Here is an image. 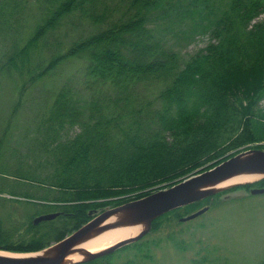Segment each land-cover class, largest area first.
<instances>
[{
    "label": "trees",
    "instance_id": "trees-1",
    "mask_svg": "<svg viewBox=\"0 0 264 264\" xmlns=\"http://www.w3.org/2000/svg\"><path fill=\"white\" fill-rule=\"evenodd\" d=\"M13 2L0 0V38L11 46L7 63L33 84L76 59L83 90L65 84L36 119L28 161L37 154L42 175L10 171L2 162V174L57 195L38 205L37 196L2 179L0 194L11 199L0 198L10 211L0 217L1 251H42L98 211L170 188L244 151L264 150V21L253 24L264 0H36L40 17L30 33L20 28L25 5ZM63 29L74 31L69 47L50 48L49 37ZM205 35L210 42L197 53L185 57L176 48ZM3 144L0 139V152ZM255 187L264 188V179L217 196ZM15 197L41 207L33 219L23 221ZM201 203L187 213L204 208ZM46 208L62 214L33 224ZM181 211L156 219L152 232L171 215L182 218ZM145 242L77 264H117V253L141 252Z\"/></svg>",
    "mask_w": 264,
    "mask_h": 264
},
{
    "label": "rangeland",
    "instance_id": "rangeland-1",
    "mask_svg": "<svg viewBox=\"0 0 264 264\" xmlns=\"http://www.w3.org/2000/svg\"><path fill=\"white\" fill-rule=\"evenodd\" d=\"M7 2L14 4L13 0H7ZM16 2L22 3L26 7L23 10L25 16L22 18L20 28L22 31L30 33L38 24L40 17V12L36 8V0H16ZM259 21H264V13L260 14L253 21V24ZM68 31L69 29H63L58 35L49 37V47L54 50L66 51L71 43L70 36L74 32ZM209 42L210 37L208 35L198 36L191 43H178L176 48L182 55L188 57L204 49ZM10 49L9 42L0 38V139L4 141V147L0 152V170L2 169V162H4L10 171L19 167L23 171L29 169L35 171L41 166L36 162L38 161L36 153L34 161L38 166H32L33 159L28 161L33 155L28 149L29 144L35 138L36 119L46 100L49 99V103H51L57 94L56 92L61 90L65 84L73 83L79 90H83L81 84L83 64L72 59L48 75L46 80L30 84L27 80L29 77L21 75L20 71L7 63ZM48 49H42V54L46 55ZM77 88L74 87L75 90H78ZM19 100L22 101V104L15 112L14 107ZM259 106L264 109V99L260 101ZM260 145H264V141H261ZM37 171L38 176L42 175L43 170ZM2 179L12 187L18 186L16 189L19 192L37 196L39 199L32 201L37 202L38 205L53 202L45 201L42 198L53 200L54 196L57 195L55 189L51 190L39 184H34L31 187L29 186L31 183L15 181L7 174L0 172V181L4 183L5 181ZM5 187L7 188V186ZM226 190L195 202H202V207H208L209 211L192 221L182 222L181 219L189 215L186 208L195 203L178 208L182 209L180 213L184 216L180 219H176L174 215L165 218L158 231H151L143 238L147 245L146 248L143 247V252L130 248L117 253L115 262L121 264L131 259L133 260L132 264L262 263L264 261V194L252 195L251 190H242L217 196ZM0 198L11 199L8 194H0ZM15 199L22 202L16 204V208L17 212L24 218L23 221L33 219V215L41 208L33 205L34 203L28 204L24 198L15 197ZM0 204V217L5 219L10 211L3 200H0ZM46 210L45 213L55 212L52 208H46ZM99 213L98 211L95 214ZM7 225L5 224V227Z\"/></svg>",
    "mask_w": 264,
    "mask_h": 264
},
{
    "label": "water",
    "instance_id": "water-1",
    "mask_svg": "<svg viewBox=\"0 0 264 264\" xmlns=\"http://www.w3.org/2000/svg\"><path fill=\"white\" fill-rule=\"evenodd\" d=\"M246 175L260 176L259 179L246 183H254L264 179L263 149H250L244 151L227 159L214 168L190 177L170 188L155 191L143 198L130 201L114 208L106 209L77 231L65 237L60 242L52 245L57 246L55 254L48 252V254L38 255L41 253L38 252L23 254L25 256L18 257L0 254V264H77L110 255L128 244L137 242L144 238L152 231L153 222L161 216L175 209L211 197L219 191L226 190L233 186L246 184L236 183L225 188H217V186L229 180ZM251 194L262 195L264 194V188L252 189ZM208 210L209 208L205 207L196 213L182 218L181 221L187 222L196 219ZM60 215V212L40 215L34 219V224L38 225L42 222L53 221ZM116 216L120 217V219L115 223H109V220ZM132 225H143L144 228L136 236L119 241L118 243H115L112 246L96 253L83 248L77 249V246L81 242L91 239V237L95 234L101 233L110 228ZM76 251L82 252L86 258L74 263H65L68 256Z\"/></svg>",
    "mask_w": 264,
    "mask_h": 264
},
{
    "label": "bare ground",
    "instance_id": "bare-ground-1",
    "mask_svg": "<svg viewBox=\"0 0 264 264\" xmlns=\"http://www.w3.org/2000/svg\"><path fill=\"white\" fill-rule=\"evenodd\" d=\"M260 176L256 175V176H242L239 178H235L233 180H229L219 186H217V188H225L228 186H231L233 184L236 183H246L249 181H254L259 179ZM120 219V217H114L112 219L109 220V223H115L116 221H118ZM143 225H132V226H119L117 228H110L108 230H105L101 233L95 234L94 236L91 237V239L85 240L83 242H81L78 246L77 249H87L90 252L96 253L99 251H102L110 246H112L115 243H118L119 241H122L124 239L130 238V237H134L136 236L141 229H143ZM57 251V246H52L51 248L42 251L41 253H39L38 255H44V254H48V252H50L51 254H55ZM1 255H5V256H12V257H18V256H25L22 254H14V253H7V252H3L0 251ZM85 255L80 252V251H76L71 253L68 258L66 259L65 263H74L76 261H81L83 259H85Z\"/></svg>",
    "mask_w": 264,
    "mask_h": 264
}]
</instances>
